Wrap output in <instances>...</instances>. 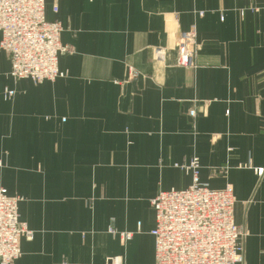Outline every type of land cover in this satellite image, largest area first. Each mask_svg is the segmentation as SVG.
<instances>
[{
	"label": "crops",
	"instance_id": "1",
	"mask_svg": "<svg viewBox=\"0 0 264 264\" xmlns=\"http://www.w3.org/2000/svg\"><path fill=\"white\" fill-rule=\"evenodd\" d=\"M45 15L72 50L63 78L14 80L0 50V190L33 232L12 264H155L152 200L191 187L194 159L199 185L232 189L244 264H264V0H46Z\"/></svg>",
	"mask_w": 264,
	"mask_h": 264
},
{
	"label": "built area",
	"instance_id": "2",
	"mask_svg": "<svg viewBox=\"0 0 264 264\" xmlns=\"http://www.w3.org/2000/svg\"><path fill=\"white\" fill-rule=\"evenodd\" d=\"M46 0H0V50L11 62L14 80L35 84L56 81L66 74L59 69V58L71 53L61 42L63 26L45 15ZM197 51L195 28L182 32L178 40V65L195 69ZM158 58L163 51L156 50ZM135 78L136 74L130 72ZM15 93L6 89L4 98ZM195 181L185 190L160 192L152 200L155 228V264H244L246 231L235 221V197L231 188L213 190L199 185V163L191 161ZM263 170H258L261 175ZM19 197L0 190V264H12L21 256L20 241L31 239L33 232L20 222ZM123 240L131 238L122 235Z\"/></svg>",
	"mask_w": 264,
	"mask_h": 264
},
{
	"label": "rangeland",
	"instance_id": "3",
	"mask_svg": "<svg viewBox=\"0 0 264 264\" xmlns=\"http://www.w3.org/2000/svg\"><path fill=\"white\" fill-rule=\"evenodd\" d=\"M196 43H197V32H196ZM197 47H198V43H197ZM196 56H197V51L195 53V67H197V64H196ZM61 71V70H60Z\"/></svg>",
	"mask_w": 264,
	"mask_h": 264
}]
</instances>
